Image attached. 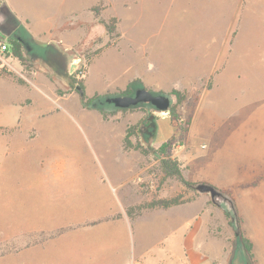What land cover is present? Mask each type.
Here are the masks:
<instances>
[{
    "label": "crops",
    "instance_id": "0c3cea01",
    "mask_svg": "<svg viewBox=\"0 0 264 264\" xmlns=\"http://www.w3.org/2000/svg\"><path fill=\"white\" fill-rule=\"evenodd\" d=\"M32 31L38 35L39 30ZM135 33L127 48L122 47L124 55L120 45L111 48L116 50L114 64L128 58L121 73L99 74L94 85L88 68V96L130 84L154 92L189 91L201 88L198 84L222 66L213 56L199 64L206 61V51L215 50L214 43L204 47V59L186 71L173 58L153 62L150 44ZM3 62L16 73V68ZM224 71H219L215 82L229 78ZM31 80L20 84L0 75V87L15 96L10 104L30 100L26 98L30 87L38 93L39 86ZM210 93H202L192 106L188 128L174 142L170 155L180 162L187 181L229 191L230 198L223 197L227 206L199 192L183 203L144 209L130 217L128 206L167 196L136 192L134 182L144 180L140 175L149 164L138 150L124 149L125 125L104 121L100 112L87 109L102 122L101 128L112 133L110 149L96 158L38 154L29 141L33 138H26L16 127L11 139L15 156L0 165V243L15 245L14 264H226L231 240L240 241L238 217L252 243L254 264H264V108L236 120L226 110L202 107ZM6 125L0 123V129ZM165 141L152 145L156 149ZM231 198L237 213L227 218L225 212L233 208Z\"/></svg>",
    "mask_w": 264,
    "mask_h": 264
},
{
    "label": "rangeland",
    "instance_id": "374dc122",
    "mask_svg": "<svg viewBox=\"0 0 264 264\" xmlns=\"http://www.w3.org/2000/svg\"><path fill=\"white\" fill-rule=\"evenodd\" d=\"M32 29L39 30L38 35L33 36ZM133 32L150 44L153 62L159 57L173 58L185 71L202 60L204 47L215 44V50L206 51V61L199 64L213 56L222 66L198 84L201 88L181 90L186 98L177 107L178 123L171 120L168 111L158 112L149 105L116 110L99 104L106 96L120 94L124 90L120 87L99 93L94 106L86 108L70 84L71 75L86 80L90 66L94 85L99 74L121 73L128 58L114 64L116 50L111 48L120 45L119 52L124 55L122 47L127 48ZM14 37L25 41V64L0 49L1 63L6 61L16 68L15 73L0 65L9 72L0 71V75L11 76L20 84L32 79L40 90L37 93L29 86L26 98L30 100L10 104L15 96L6 94L7 87H0V123L7 124L0 129V165L15 156L11 139L18 128L26 138H33L29 141L38 154L62 157L74 153L93 158L105 154L110 149L111 132L101 128L98 117L87 111L100 112L98 106L107 114L104 121L126 126L125 134L134 127L129 140L146 151L134 149L148 160L149 167L140 176L144 181L151 179L152 187L134 182L136 192L167 197L181 194L189 200L199 192L164 176L152 144L162 139L178 140L185 133V123L190 122L192 106L209 90L202 107L226 110L236 120L264 108V0H0V44ZM75 69L81 73L75 74ZM220 70H227L229 78L215 82ZM170 91L157 93L168 95L172 105L176 98ZM16 123L19 125H12ZM49 126L55 130L48 131ZM47 140L49 146L45 147ZM214 201L223 206L228 203L221 196ZM14 248L13 243H0V264H14ZM231 250L226 264H254L234 238Z\"/></svg>",
    "mask_w": 264,
    "mask_h": 264
},
{
    "label": "trees",
    "instance_id": "16d2710c",
    "mask_svg": "<svg viewBox=\"0 0 264 264\" xmlns=\"http://www.w3.org/2000/svg\"><path fill=\"white\" fill-rule=\"evenodd\" d=\"M107 29L109 32L113 31L109 27H107ZM6 44H7L6 50H4V52H6L8 55L19 60L21 64H25L26 58L24 54V44L22 40H20L19 37H14V38H11ZM0 65H2L1 61H0ZM5 69L6 67L3 66L2 68H0V71L3 73H9V72H6ZM70 84L76 90V92L79 93L83 106L86 108L92 107L94 101L99 97V94L95 93L92 96H88L85 92V80L83 78L77 79L75 75L70 76ZM138 87H141V86L137 85L135 88H132V85L130 84L124 90H122L120 94H130L134 89ZM170 94L175 96L176 102L170 106L168 112L170 113L171 120L174 123H178L180 121V115L177 111V107L185 100L186 95L184 91H181L175 88L171 89ZM97 109H99L100 113L102 114V117L106 119L107 114L102 112L100 108H97ZM116 110H125V109H116ZM188 124H189V121L185 123L186 128L184 131L187 130ZM131 128H134V127H129L124 136V139H123L124 149H141L142 152L146 154V151L143 150L141 146L133 144L129 140ZM173 145H174V142L172 140H167L163 142L158 148L155 149L157 153L156 156L159 159V163H160L159 165L160 170L162 171L165 177H173L177 179L186 188L196 190V185H198L199 183L187 181L182 175L180 162L177 159L171 157L169 150L173 147ZM216 190L219 192V196L227 197L228 199L230 198L229 191L218 190V189ZM185 201H187V199L183 198V195L181 194H178L172 197H167V198L152 197L149 201L128 206L126 209V212L130 217H133L134 215L139 214L144 209L168 208L170 206L183 203ZM231 204L233 207L232 210L230 212H225V215L227 218H230L231 214L235 216L237 213L232 198H231ZM237 219H238V228L236 230V233L238 235V238L243 246V249L247 257L249 258L250 261L254 262L253 252H252V243L246 236H244L241 230L240 217H238Z\"/></svg>",
    "mask_w": 264,
    "mask_h": 264
},
{
    "label": "water",
    "instance_id": "95a60500",
    "mask_svg": "<svg viewBox=\"0 0 264 264\" xmlns=\"http://www.w3.org/2000/svg\"><path fill=\"white\" fill-rule=\"evenodd\" d=\"M19 39L21 40L20 37ZM72 66H74V64H72ZM99 104H106L115 109L136 108L149 105L155 111L165 112L169 110L171 101L168 95L157 93L141 86L134 89L130 94L106 96L103 100L99 101ZM196 190L200 193H209L213 199L219 196V192L214 187L205 183L196 185Z\"/></svg>",
    "mask_w": 264,
    "mask_h": 264
},
{
    "label": "built area",
    "instance_id": "2783aa9c",
    "mask_svg": "<svg viewBox=\"0 0 264 264\" xmlns=\"http://www.w3.org/2000/svg\"><path fill=\"white\" fill-rule=\"evenodd\" d=\"M6 45L7 44H5V43H2V44H0V49H1V51H4V50H6ZM75 73L76 74H78V73H81V70H77V69H75ZM138 183L140 184V185H142V186H151L152 187V181L150 180L149 182L148 181H144L143 179H141V178H138Z\"/></svg>",
    "mask_w": 264,
    "mask_h": 264
},
{
    "label": "flooded vegetation",
    "instance_id": "af4514ba",
    "mask_svg": "<svg viewBox=\"0 0 264 264\" xmlns=\"http://www.w3.org/2000/svg\"><path fill=\"white\" fill-rule=\"evenodd\" d=\"M23 41V44L25 43L24 39H21Z\"/></svg>",
    "mask_w": 264,
    "mask_h": 264
}]
</instances>
